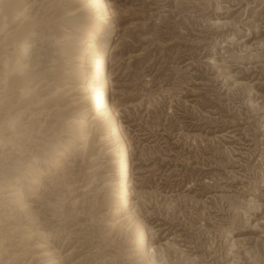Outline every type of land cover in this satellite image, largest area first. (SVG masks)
I'll return each instance as SVG.
<instances>
[{
	"label": "rangeland",
	"instance_id": "obj_1",
	"mask_svg": "<svg viewBox=\"0 0 264 264\" xmlns=\"http://www.w3.org/2000/svg\"><path fill=\"white\" fill-rule=\"evenodd\" d=\"M105 1L0 0V264H264V0Z\"/></svg>",
	"mask_w": 264,
	"mask_h": 264
},
{
	"label": "bare ground",
	"instance_id": "obj_2",
	"mask_svg": "<svg viewBox=\"0 0 264 264\" xmlns=\"http://www.w3.org/2000/svg\"><path fill=\"white\" fill-rule=\"evenodd\" d=\"M85 4L88 6V8L94 10L93 12L95 14V19L97 21V27L95 28L93 27L94 29L88 38L87 45L83 49L82 54L78 57L79 62L82 63L84 62L89 65L91 63L93 55L97 53L98 46H97L96 36L99 33V31H101L100 29L102 27V24L105 23V20L109 18V12L105 0H85ZM96 60L97 62L94 63V67L86 73L84 77V81L81 84V90L85 94L84 101L88 105L90 104L89 107H87L86 109L84 108L85 109L84 112L86 114L87 112L91 111L92 113H94V115L99 117H104V120L106 122H110L112 124V130L111 131L109 130L111 133H107L106 136L107 140L120 138L118 133L119 132L118 127L114 121L115 113L108 107L105 100V95L108 91V81L106 80V76L103 73L104 64H105V58L103 53ZM17 69L19 68L17 67ZM120 142H121V147L118 150V157L120 158L119 161L121 165V167L119 166L121 171L120 172L121 181L116 183V185H118L119 187V191H118V198L120 199L119 202L126 204L127 194L129 192V189L127 187V181H125L126 150L123 140L120 139ZM144 235H145L144 231L141 230L139 233L140 242L143 241L145 237Z\"/></svg>",
	"mask_w": 264,
	"mask_h": 264
}]
</instances>
